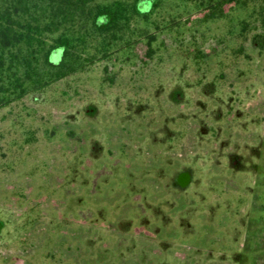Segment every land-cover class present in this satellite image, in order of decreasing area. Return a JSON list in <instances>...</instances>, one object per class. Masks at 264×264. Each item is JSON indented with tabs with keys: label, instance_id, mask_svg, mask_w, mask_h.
<instances>
[{
	"label": "rangeland",
	"instance_id": "obj_1",
	"mask_svg": "<svg viewBox=\"0 0 264 264\" xmlns=\"http://www.w3.org/2000/svg\"><path fill=\"white\" fill-rule=\"evenodd\" d=\"M248 5L158 32L0 110V217L11 229L0 264H88L90 254L107 264H234L216 236L234 243L230 217L259 216L260 190L218 155L216 84L223 77L221 93L264 119V2ZM181 172L194 187L167 192ZM182 212L185 239L172 220Z\"/></svg>",
	"mask_w": 264,
	"mask_h": 264
},
{
	"label": "trees",
	"instance_id": "obj_2",
	"mask_svg": "<svg viewBox=\"0 0 264 264\" xmlns=\"http://www.w3.org/2000/svg\"><path fill=\"white\" fill-rule=\"evenodd\" d=\"M234 4L249 6L248 0H0V110L140 42L151 45L158 32L223 18ZM256 11L264 15L262 7Z\"/></svg>",
	"mask_w": 264,
	"mask_h": 264
},
{
	"label": "flooded vegetation",
	"instance_id": "obj_3",
	"mask_svg": "<svg viewBox=\"0 0 264 264\" xmlns=\"http://www.w3.org/2000/svg\"><path fill=\"white\" fill-rule=\"evenodd\" d=\"M222 80L223 77L219 78L216 84V145H218V155L226 160L227 167L235 174L242 176L253 175L256 178L255 183L257 186L255 184L254 187L260 190L259 199L261 210L259 216H249L245 220L236 216L230 217L233 220L232 222L236 223L237 229L235 237H237L233 241V244H229L221 240L219 236H216L218 238V241H216V252L218 251L219 254L222 252L226 253L228 257L232 258L234 264H257L259 261V252L264 251V240L262 238V232L264 231V119L257 120L256 118V120H252V116H249L247 111L244 110V101L240 97L236 98L235 96L223 95L220 88V82ZM179 88V99L181 98L182 100L186 87L182 85ZM193 183L191 172H181L175 181H172L171 184L166 186V190L169 193L188 192L190 188L192 189L194 187L192 185ZM138 192H141V187L137 188V192L134 193L135 196H137ZM237 199V204L250 203L247 197L238 196ZM163 205L166 207L167 204L165 202L156 203L153 208L157 206L162 207ZM184 213L182 212L177 218L173 217L172 220L179 224L178 230L185 239L188 232H182V228H187L191 223L188 222V218L184 216ZM92 214V208L90 207V210L86 212V218L92 217ZM108 220L110 219L102 215L99 222L103 224ZM149 220L152 223L154 221L156 222L155 216L153 219L149 218ZM86 221L91 224L93 219L92 221H88V219ZM253 223L257 225L255 229L252 228ZM9 227L10 225L0 217V240H3L5 235L11 231ZM216 228L219 231L220 226L218 225ZM193 229L191 233L196 235L195 229ZM127 230H130V228H127ZM242 235L244 242L240 244L239 241ZM93 259V254H90L86 263L107 264L105 261L102 262L98 256H95V259ZM139 260L140 262H145V258H141L140 255ZM53 261H57L56 256H54ZM151 264L166 263L161 261L157 262L155 258Z\"/></svg>",
	"mask_w": 264,
	"mask_h": 264
}]
</instances>
